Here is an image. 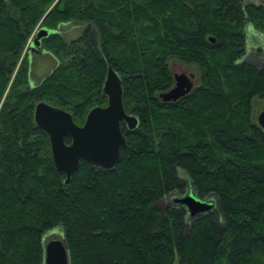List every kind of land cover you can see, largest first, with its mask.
I'll return each instance as SVG.
<instances>
[{"label": "trees", "instance_id": "trees-1", "mask_svg": "<svg viewBox=\"0 0 264 264\" xmlns=\"http://www.w3.org/2000/svg\"><path fill=\"white\" fill-rule=\"evenodd\" d=\"M51 1L0 0V100L15 71L0 106V264H43V239L54 230L69 264H221L222 256L245 264L264 252V131L249 115L251 97L264 94V64L240 60L246 23L264 43V8L242 0H57L40 25L54 32L39 47L65 60L31 84L27 57L17 61ZM71 19L86 24L65 42L57 27ZM171 58L195 65L198 84L162 102ZM106 66L136 125L120 121L124 145L113 167L80 159L65 183L33 122L34 104L82 123L106 104ZM189 191L214 207L190 217L176 197L157 206Z\"/></svg>", "mask_w": 264, "mask_h": 264}, {"label": "water", "instance_id": "water-1", "mask_svg": "<svg viewBox=\"0 0 264 264\" xmlns=\"http://www.w3.org/2000/svg\"><path fill=\"white\" fill-rule=\"evenodd\" d=\"M51 32L54 30L39 27L27 50L37 52L40 39ZM172 78L171 87L157 95L162 102L176 101L190 91L191 81L188 77L176 71L172 72ZM101 90L106 97V104L91 107L80 125L72 121L69 112L59 107L42 100L34 104L33 122L46 134L52 164L55 170L64 173L65 183L80 159L104 169L113 167L119 157V148L124 145L120 121L128 129L136 125L135 117L123 110L120 78L109 66H106ZM256 123L264 131V109L256 115ZM65 137L69 139L68 142L64 141ZM173 202L182 204L190 217L210 211L214 207L212 201L199 198L191 191L174 198ZM58 236L60 239L54 238L44 243L43 264H69L63 237L61 234Z\"/></svg>", "mask_w": 264, "mask_h": 264}, {"label": "rangeland", "instance_id": "rangeland-1", "mask_svg": "<svg viewBox=\"0 0 264 264\" xmlns=\"http://www.w3.org/2000/svg\"><path fill=\"white\" fill-rule=\"evenodd\" d=\"M242 1L243 3L260 5L262 8H264V0H242ZM56 3H57V0H53L44 8L41 15L35 21L32 31L27 37L23 50L22 52H20L19 57H18L17 66L19 65V63L21 62L23 58L27 57L28 80L31 82V84H37L39 81H41L42 78L45 77L52 70V68L56 65V62H58L59 60L60 61L65 60V58L61 56L60 58H58V61H57V57L53 56L48 51H44L42 47H37V52H29L27 50L28 45L31 43L34 37V32L40 27V25L42 24L43 18L48 13V11L56 5ZM85 24H86L85 21H78L75 19L73 20L71 19L70 21H67V22H64L58 25L57 34H59L60 37L65 42H69L70 40L75 39L80 35V32L84 28ZM245 25L246 26L244 27L245 29L244 32L246 35V49H245V53L242 55L240 60L250 63L255 68L258 69L262 66V64H264L263 39L258 34H256V30L253 29V27L249 23H246ZM168 64H169V68L171 71V76H172V72L174 73L178 71L184 76L189 78V80L191 81L190 90H192L194 86L198 84L199 71L195 65L183 63L175 58H171L168 61ZM14 73L15 71L11 75L9 83L7 84L5 91L1 97L0 106L4 100V97L7 91L9 90L12 84L11 79L13 78ZM172 82H173V78H172ZM262 109H264V94H261V95L256 94L252 96L250 99V112H249L250 120L252 123L257 124L256 115ZM76 124H80V123H76ZM179 177L184 180H186L187 178L185 173L181 170L179 173ZM178 196L180 195L177 193H172L166 196L162 201L158 202L157 206L159 208H163L166 204L171 203V200H170L171 197H178ZM211 198L215 200L214 196H211L209 199ZM261 224H262L261 227L264 230V223H261ZM58 235H60V232H58V230L51 231L44 236L43 242L45 243L46 241L50 239H54V238L60 239ZM224 250L227 251L228 249L226 248ZM219 262L221 264H228L226 262L225 256L220 257ZM171 264H179L176 257L174 258ZM245 264H264V252L261 249L254 251L253 256L250 259V262H246Z\"/></svg>", "mask_w": 264, "mask_h": 264}, {"label": "flooded vegetation", "instance_id": "flooded-vegetation-1", "mask_svg": "<svg viewBox=\"0 0 264 264\" xmlns=\"http://www.w3.org/2000/svg\"><path fill=\"white\" fill-rule=\"evenodd\" d=\"M126 113V112H125ZM129 114V113H128ZM133 116V115H132ZM122 122V121H121ZM124 125H125V123L124 122H122ZM81 124V123H80ZM80 124H77V125H80ZM125 127H126V125H125ZM126 129L127 130H130V129H128L127 127H126ZM132 129V128H131ZM122 133V132H121ZM124 136V135H123Z\"/></svg>", "mask_w": 264, "mask_h": 264}]
</instances>
